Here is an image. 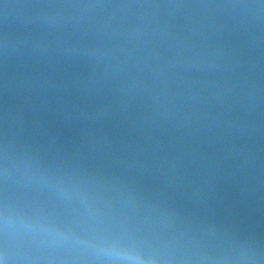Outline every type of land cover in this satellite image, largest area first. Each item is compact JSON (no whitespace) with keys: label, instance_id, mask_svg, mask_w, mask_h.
Listing matches in <instances>:
<instances>
[{"label":"water","instance_id":"95a60500","mask_svg":"<svg viewBox=\"0 0 264 264\" xmlns=\"http://www.w3.org/2000/svg\"><path fill=\"white\" fill-rule=\"evenodd\" d=\"M128 4L161 6H114ZM202 4L259 0H0L10 156L88 176L105 211L130 176L161 227L184 209L173 227L212 243V227L264 235V7L188 6ZM7 189L72 214L20 170Z\"/></svg>","mask_w":264,"mask_h":264},{"label":"clouds","instance_id":"9594fccd","mask_svg":"<svg viewBox=\"0 0 264 264\" xmlns=\"http://www.w3.org/2000/svg\"><path fill=\"white\" fill-rule=\"evenodd\" d=\"M14 169L51 200L73 211L60 216L39 203L21 207L7 189L0 198V264H264V235L239 229L209 228L218 241L212 243L204 234L169 223L159 225L161 241L144 247L107 226L111 214L100 206L88 176L54 169L31 154L10 156L6 139L0 152V173L6 186ZM163 215L175 213L167 210ZM62 250L67 254L54 255Z\"/></svg>","mask_w":264,"mask_h":264},{"label":"snow or ice","instance_id":"6c2138e0","mask_svg":"<svg viewBox=\"0 0 264 264\" xmlns=\"http://www.w3.org/2000/svg\"><path fill=\"white\" fill-rule=\"evenodd\" d=\"M259 5L264 7V0H259ZM75 6V5H68ZM89 6L92 7H103V6H113L107 5L103 3H94ZM114 6H155L159 7L161 5H114ZM188 6H237V4H223V5H188ZM7 66L6 62L2 68H0V78L3 79L4 87L6 89L7 85ZM3 114L6 120L7 117V102H5L2 106ZM7 137V129L6 127L3 130L2 135H0V152L6 146V138ZM90 162L85 160L83 161L82 167H87ZM94 167L98 169L99 174L102 179L105 178V173L103 171V165L100 163H95ZM2 175V173H0ZM115 185L118 188L119 192L128 193V195H124L122 197L123 204L117 206L114 200H108L106 207L111 214V219L108 221L107 226L113 229H119L123 234L128 236L134 242L144 246V247H152L156 243L162 240L163 234L159 224L152 218L151 214H145L141 212L143 207H151L152 200L151 197H144L141 195V191L143 189V185L141 181L136 177L130 176H120L118 179L114 181ZM106 185H112L113 180L105 179ZM7 193V186L4 184L3 188L0 189V198H3ZM184 211V209H177L174 213L175 215L169 216V223H176L181 219L180 213Z\"/></svg>","mask_w":264,"mask_h":264}]
</instances>
